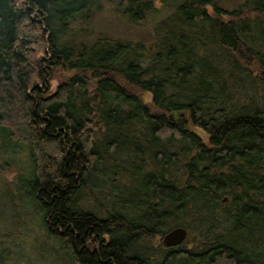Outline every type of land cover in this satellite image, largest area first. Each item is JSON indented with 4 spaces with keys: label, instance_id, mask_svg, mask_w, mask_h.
Returning a JSON list of instances; mask_svg holds the SVG:
<instances>
[{
    "label": "trees",
    "instance_id": "16d2710c",
    "mask_svg": "<svg viewBox=\"0 0 264 264\" xmlns=\"http://www.w3.org/2000/svg\"><path fill=\"white\" fill-rule=\"evenodd\" d=\"M101 1L155 10L0 0L2 236H42L53 264H264V0H161L148 45L66 40ZM173 223L195 245L151 253Z\"/></svg>",
    "mask_w": 264,
    "mask_h": 264
},
{
    "label": "rangeland",
    "instance_id": "374dc122",
    "mask_svg": "<svg viewBox=\"0 0 264 264\" xmlns=\"http://www.w3.org/2000/svg\"><path fill=\"white\" fill-rule=\"evenodd\" d=\"M237 1L239 0H222V3L223 5L230 7ZM152 2L155 8L153 12L146 15L138 23H130L120 14L119 10L116 9V2L101 1L98 7L90 11V15H88V17L82 18L81 14H77L74 20L68 23L69 31L64 34V38L78 44L79 41L91 39L97 34H106L129 40L131 42L141 41L145 45H148L152 42V37H154V23L159 18L164 16L165 11H168V9L161 5V0H152ZM58 78L50 79V89H53ZM60 78H63V75ZM90 87L91 85L89 88ZM249 90V87H247V91ZM149 98L150 94L149 92H146L143 95V99L148 101ZM93 120L95 121L94 129L101 130V125L97 121L96 117H93ZM194 130L198 136L205 140L206 135L200 128H194ZM96 135V137H98L99 134L96 133ZM103 162L102 164H98L96 168L101 167ZM6 176L9 177L10 173H6ZM116 180L119 184L122 182H128L127 178H124V176L121 177V179ZM107 181L108 177H103L99 173L95 175L94 182L95 186L98 185L97 187L98 190L100 189L99 191L104 190L106 186L108 187ZM174 224L175 223L171 225ZM171 225L168 227H171ZM167 228H164L163 231H165ZM1 233L3 232L0 231V239L6 243V246L3 248L2 252L3 264H53L51 261L53 256L56 257L55 254L53 255L48 252H41L37 249L39 246L43 247L42 236L39 235L37 238H34L33 232L20 227L19 229L15 228L13 230L11 233L13 234L12 236H9L10 234L8 235L6 233H4L6 234L5 236H2ZM161 234L154 236V238L150 241L151 253H158L162 249L163 245L160 244ZM195 238L196 231L191 232L187 235V237L183 238V240L177 244V246L181 248L193 247L195 245Z\"/></svg>",
    "mask_w": 264,
    "mask_h": 264
},
{
    "label": "water",
    "instance_id": "95a60500",
    "mask_svg": "<svg viewBox=\"0 0 264 264\" xmlns=\"http://www.w3.org/2000/svg\"><path fill=\"white\" fill-rule=\"evenodd\" d=\"M221 200H225V196L221 197ZM186 234V229L182 225H173L167 228L160 235V243L164 246H173L179 244Z\"/></svg>",
    "mask_w": 264,
    "mask_h": 264
}]
</instances>
